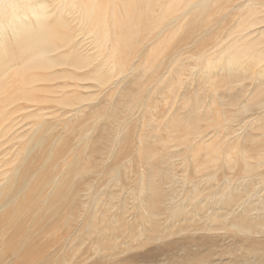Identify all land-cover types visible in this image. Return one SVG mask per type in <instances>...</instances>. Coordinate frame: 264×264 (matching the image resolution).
<instances>
[{
  "label": "bare ground",
  "instance_id": "obj_1",
  "mask_svg": "<svg viewBox=\"0 0 264 264\" xmlns=\"http://www.w3.org/2000/svg\"><path fill=\"white\" fill-rule=\"evenodd\" d=\"M117 1L0 0V264H223L224 253L234 255L233 264H264V195L257 187L244 185L251 184L246 175L242 189L228 184V175H222L208 192L190 180L180 193L166 194L155 186L150 171L145 198L136 197L139 200L131 207L122 201L98 199L92 211L79 218L64 214L77 181L100 171L92 168L93 154L102 150L92 134L94 129L106 130L104 121L118 120L110 146L115 163L109 170H115L110 177L114 179L120 174L122 151L128 154L135 147L133 108L145 109L142 116L146 112L144 116L150 119L152 91H161L172 105L180 97L178 101L186 108L176 110L161 126L165 140L155 127L150 128L151 137L150 129L145 132L151 141L143 140L137 151L148 168L158 162L169 177L173 141L186 144L188 157L203 153L206 158L208 154L198 168L223 157L224 168L237 164L236 170L243 174L250 169V158L237 146L246 148L243 142L250 141L259 152L264 150L262 135L258 138L260 131L264 134V20L240 21L241 27L235 28L229 25L227 33L215 35L220 40L210 48L192 53L198 61L193 69L203 73V81L213 92L211 104L198 96L191 99L186 92L179 96L187 42L178 45L174 39L182 23L200 24L208 18V9L216 0H120L124 20L117 16ZM257 5L264 6V0H239L230 10ZM209 30L196 35L188 30L185 36L194 43L208 37ZM129 75L133 78L126 91L120 89L119 83ZM88 80L102 87L101 92L114 89L112 95L117 94L106 109V120L93 107L82 113L89 99L80 88ZM220 80L223 97L216 89ZM122 91L128 97L125 100L118 94ZM43 95L47 101L70 108L57 119L46 120L49 113L30 105L43 101ZM91 117L93 124L88 122ZM27 118L30 126L24 130L21 121ZM232 119H238L242 129L250 120L256 123L237 136ZM208 127L212 136L204 131ZM71 137L76 138L74 143ZM155 142L160 143V156ZM232 156L237 160L231 162ZM168 181L176 183L172 177ZM220 225L235 228L240 236L236 231L234 236L224 235ZM143 242L150 246L143 248Z\"/></svg>",
  "mask_w": 264,
  "mask_h": 264
},
{
  "label": "rangeland",
  "instance_id": "obj_2",
  "mask_svg": "<svg viewBox=\"0 0 264 264\" xmlns=\"http://www.w3.org/2000/svg\"><path fill=\"white\" fill-rule=\"evenodd\" d=\"M118 1L117 2H118L119 12L117 13L118 14L117 16H118V18L122 17L121 19L124 20V19H126V18H124V15H126V12L122 11V10H124L123 9L124 7L122 6V4H120L121 1L120 0H118ZM238 1L239 0H223V1L219 0V2H217V0H216L213 3L211 2L212 3L211 7L208 9L209 12H211V13H209V17L208 18L205 17L206 20H205V18H203L204 21H201V23L205 22V24L200 23L201 24V27H200L199 26L200 24H198V23L193 24V25L182 23V25L180 26L179 32L176 35V36H178V35L179 36L178 37L175 36L174 40L176 41V43L178 45H181V44L186 43V42H187V44H186V47L183 49V51L185 53L183 62H184V67L185 66L186 67H185L184 75L182 74L183 76L181 78L182 84L179 87V90H180V91H178L179 96H181L183 94V92H186V94L190 98L191 97L194 98V96L195 97L198 96L200 99H203V101L212 104L211 97H212L213 92H211L212 91L211 87L208 86L209 85V84H207L208 82H206V84H205V82L203 81L204 80L203 73H201L200 71H198L195 68L193 69V66L195 64H197L198 61H197V59H194V57H192L191 55L194 52L198 53L199 52L198 50H201L204 47L210 48L213 45V42L218 41L217 39L220 40V38H216V36L218 37V36H220V34L223 35V33H225V32L227 33V30L230 27L229 25H231V26L233 25V27L235 28L237 25H238V27H241L240 26L241 23L247 24V22H250V21L252 23V20H254L256 18H257V20H260V19L264 20V6H262V5H257V6H253L252 8H249V9H252L251 11L247 8L239 9L240 11L239 10H234V11L230 10V8H232V6H234ZM216 2L218 3V5ZM220 3H222V4H220ZM232 3H233V5H232ZM214 4H216V5H214ZM215 7H217V8H215ZM225 12H228V14H229V15L228 14L225 15L226 17L224 16ZM231 12L233 13V15L231 14ZM242 13L245 15L243 16ZM232 16H234L235 18H233ZM203 17H204V15H203ZM223 18H224V21H223ZM238 19H239V21H237ZM243 19L245 22L242 21ZM207 20H208V22H207ZM225 20H227V21H225ZM233 21H235L234 24H232ZM240 21H241V23H240ZM218 22H220V23H218ZM205 25L207 28H205ZM183 27L186 29H184ZM202 27H204L203 28L204 30L208 29V28L210 29L209 30L210 32H207L208 34H206V36H208V35L209 36L205 37L203 39L200 38V40L198 42L192 43L190 41V43H189L188 42L189 40L187 41L186 36H185V35H188V33H187L188 30H191V32L194 33V35H196L198 33L204 32ZM199 28L202 29V30L200 29L201 32H199L200 30H197ZM194 29H196V30H194ZM180 31L183 33H180ZM209 33H211V34H209ZM213 36H215V37H213ZM176 38L178 40H176ZM200 43H201V45H200ZM202 43H204V44H202ZM188 45H190V46H188ZM200 46H202V47H200ZM194 47L197 49H195ZM185 61H186V63H185ZM188 64H190V65L188 66ZM188 67L190 70L188 69ZM138 70L143 71L142 69H139V68H138ZM214 71L217 72V69H215ZM217 76L221 77V75H217ZM132 78L133 77L129 75L127 78L122 79L121 82L119 83V85L121 87L120 89L126 91V86H128V84L130 83ZM217 81H218V79H217ZM62 82L65 83L64 80ZM81 85H83L85 88H83V89L80 88V91L82 92V94H84L85 97H87V99H89L88 101H86L84 103V107L83 108L81 107V110H83L82 113L83 114L88 113L89 110L93 107V109H96L97 114H99L101 118L106 120V118H105V115L107 112L106 109L112 104V102H113L112 98L117 97V94H115V93L112 95V93L114 92V89H112V91L108 90V91H102L101 92L100 89L102 87H100V86L95 87L94 85H96V83L94 81H91V80L84 81L81 83ZM154 85H156V84H153V83L149 84L150 87H153V88L157 87ZM206 85H207V87H206ZM222 86H223V80H220V86H218L216 89H219V92L221 93V95L223 97V87ZM196 91H197L198 95L195 94ZM118 94L121 95V99L125 100L128 98L123 93V91L118 92ZM169 94L170 93H168V95ZM165 95H167V94H165ZM48 96H57V95L48 94ZM150 96H151L150 98L152 99V102H151V100L149 101V105H151L149 107V114H151L150 119L147 118L146 116H144V115H146V112L142 116L145 109H143V108L141 109V107L133 108L135 113L133 114L134 117L132 116V120L134 121V124H133V126L131 125V129H132L131 133L133 134L132 141L134 142L135 147H134V149L133 148H131V150L129 149L128 154H125V150L122 151V155L120 156L121 158L119 159L120 160L119 164L121 165L120 166V174H119V176H115L114 179H111L110 177L113 175V171H115V170L114 169H113V171L109 170L111 168L112 164L115 163L114 162V160H115L114 156H111V152L113 149L110 146H111V142H113V140L116 138L115 126L118 125V120L114 121V123H109V122L104 121L103 125H105V123H106V130L105 129L102 130V128H101L102 131L99 128L94 129L92 134H96V137L98 140L97 146H99V148L102 150L95 152L93 154L95 167H92V168L94 171L95 170L96 171L100 170V171L98 174L93 173V172H89V174L86 177L80 179V181L79 180L77 181V184H75V186L72 188V190H71L72 193H70V195L68 196L67 201L64 205V210H63L64 214L69 215V217H71L73 219L79 218L84 213H90L92 211V209L94 208V205H93L94 201L98 200V199L101 201H104V200L108 201L109 200L108 202H112V203H119L122 201V202H126L127 206L131 207L133 203H135L137 200H139L136 197L139 196L140 199L145 198V188L144 187H145L147 175L149 174L148 172H150V171H151L150 172L151 173V180H153V182L157 183V184L154 183L155 186L159 187V188L162 187L161 189L165 190L164 192L166 194H170L172 192L180 193L181 190L186 188L185 187L186 185L190 184V183H187V181H190V180L195 181L197 184H199L200 187H204V188L206 187L205 190H203V191L208 192L210 189L208 187L210 185L216 186L214 183L217 181V179L221 178L222 175H223V177L224 176L227 177V175H228V178L230 179V180H228V184L234 185L235 187L242 189L243 184L245 183V181L242 178H243V175H246L245 177H247V178L249 177L248 179H249V181H251V184L246 183L244 185H247L250 187H257L259 190H262V193H263L262 195H264V192H263V190H264V163H263L264 162V150H263V152H261V151L259 152V150H257V149H260V148H254L253 144H255V143H253V142L251 143L250 141H247L246 143L243 142V144H248V145H246V148H243L242 144H239V143L238 144L240 146L239 145L237 146V149H240V150L242 149V151L245 149L244 150L245 153L248 152L246 155L250 158V160L248 159V163L250 164L251 170L249 169L247 174H243V172L236 170L237 164L232 169L230 168L229 170H228L227 166H226V168H224L223 164L221 162V160L223 161V157L217 159L216 163L213 162V163H210V165L208 164L204 168H202V167L198 168L197 164H199L200 161L203 162V160L204 161L207 160L209 157L208 154H206V158H205V155L203 153L197 154L198 157L192 156L194 154H190L191 156L188 157L187 156L188 152H185V148H184V146H186V144L184 143L182 145V143H181V145H179L180 143L176 144L174 141L170 144V147H169V149L175 153V155H173L174 157H172V160L174 162L172 161L173 167L171 168V170L169 172V177H167V175L164 172L163 167L158 162H157L158 164L155 163L156 164L155 167H157V168H155V167H153L152 169L150 167L148 168L144 164L145 163L144 162V160H145L144 156H142V154L139 151H137L139 149V146L140 145L142 146V143L144 142L143 140L146 139L145 140L146 143L151 141L150 138L145 136V132L147 131V129L155 127L156 129L159 130L160 134H162L161 140H165L167 138L166 132L164 131V128H161V126H163L165 121L176 110L179 109V111L183 112V110L185 111V108H186L185 106H183L178 101V98H180V97L175 98V103L172 105L171 103L167 102V98L164 99L163 94H161V91L157 92V93L152 91ZM152 96H154V97L152 98ZM45 98H46L45 95H43L42 96L43 101L32 102L33 104H30V103H28V104L32 105L31 109H34V108L36 109L39 106L42 108V110L44 112L49 113L50 115H47V118H45L46 120H55L60 116L59 114L61 112L68 110L70 108V107H67L65 105L58 104L57 102L47 101ZM168 101H169V99H168ZM23 103H25V102H23ZM155 103H157V104H155ZM255 105H253V106H255ZM43 108H46V110ZM258 110L260 111V109H258ZM20 114H22V113H20ZM123 115L124 114L121 113V116H123ZM237 116H238V114H236V117ZM29 120L30 119L27 118L26 120L24 119L21 121L22 124H24V126H23L24 130H27V127L30 126ZM74 120H76V119H73V122H74ZM231 121L235 122L236 132L238 133L237 136L238 135L242 136L246 131L249 132V130L253 128V127H251L252 122H253V124L256 123V121L250 120L251 124L248 126H244V129H242L241 127H243V124H241L238 119L237 120L232 119ZM88 122H90L91 124L94 123L92 117L89 119ZM98 122L100 124L101 120L97 121V123ZM74 123H76V122H74ZM236 123H237V125H236ZM71 124H73V123L72 122L69 123V125H71ZM151 124L153 126H151ZM58 129L59 130L62 129L61 123L58 125ZM204 131H205V133H209L212 136V133H210L213 131L212 128L208 127V129L206 128ZM251 131L253 133L258 132L257 130L256 131L251 130ZM142 134L145 137L144 139H143ZM259 134L260 135L258 138H260V136L262 135L261 138L264 140V138H263L264 134H262L261 131ZM149 135H151V129L148 133V136ZM149 137H151V136H149ZM75 141H76V138L71 137L70 142L74 143ZM253 141L255 142V139ZM239 142H241V141L239 140ZM155 143H157V142H155ZM11 144L12 143H10V142L8 143V145H11ZM157 144L159 145V146L157 145V147L159 149L158 155L160 156V154H161L160 143H157ZM260 145H264V142H262ZM10 152L12 153L13 149H11ZM183 153H185L186 155ZM158 155L154 156L155 160L157 159L156 156H158ZM176 155H177V157H176ZM191 157L192 158L195 157V158L191 159ZM196 158H197L198 162L196 161ZM198 158H202V159L199 160ZM237 158L238 157L232 156L230 161L233 162L234 159L237 160ZM154 159H153V162H154ZM185 159H186V161H185ZM188 159L190 161L191 160L193 161V163L195 165V170H198V171L194 170V165L192 167L193 163L192 164H191V162L188 163ZM232 159H233V161H232ZM256 160H258V162ZM259 160H261V161H259ZM194 161H196V162H194ZM179 162H182V163L179 164ZM240 162L241 161L239 160L238 164ZM175 163H177V164H175ZM186 163H187V166H186ZM189 164H191V166ZM159 167H160V171L158 169ZM223 169H226L224 174H223ZM152 171H154V172L152 173ZM208 172H209V174H208ZM249 173H251V174L249 175ZM188 175H190V176H188ZM171 177L176 181V183L168 181V178H171ZM207 177L209 179H207ZM189 178H191V179H189ZM93 180H94V182H93ZM88 182H93V183L91 184ZM234 182H236V183H234ZM170 183H173V184H170ZM142 184H143V186H142ZM228 184H225L223 186L225 187ZM79 186H80V190H79ZM233 191H234V193H238V190H236V189H233L232 192ZM84 193H86V195H83ZM71 194H73V195H71ZM65 211H66V213H65ZM97 216H100L99 213L96 214V217ZM217 225H219V223ZM218 227H221V228L223 227L220 231H222L221 233H223L226 236H228V234H229V236H234L236 234H237L236 236H240V233H238L235 228L231 229L230 227H227V226L224 227V225L223 226L220 225ZM151 239H153V238H151ZM142 241H144V240H142ZM153 241H155V240L153 239ZM150 242H152V241H150ZM150 242L149 243L143 242L140 244H142L143 248H145V247L150 246ZM157 242H159V241H157ZM135 250H138V249H135ZM233 258H234V255L232 253H224L222 256L223 264H233Z\"/></svg>",
  "mask_w": 264,
  "mask_h": 264
}]
</instances>
